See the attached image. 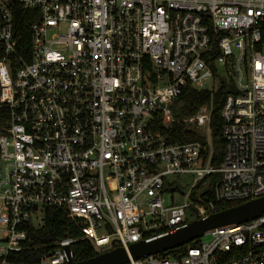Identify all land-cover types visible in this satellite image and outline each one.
<instances>
[{"label":"built area","instance_id":"built-area-1","mask_svg":"<svg viewBox=\"0 0 264 264\" xmlns=\"http://www.w3.org/2000/svg\"><path fill=\"white\" fill-rule=\"evenodd\" d=\"M221 83L216 166L208 105L182 121L202 140L172 143L154 127L180 123L185 88ZM261 197L264 0H0V264H18L22 228L40 229L45 208L65 209L101 255ZM205 236L128 264H264V216ZM76 243L37 264H67Z\"/></svg>","mask_w":264,"mask_h":264},{"label":"trees","instance_id":"trees-1","mask_svg":"<svg viewBox=\"0 0 264 264\" xmlns=\"http://www.w3.org/2000/svg\"><path fill=\"white\" fill-rule=\"evenodd\" d=\"M19 30L25 34L29 33V23L23 20ZM231 86L221 83L214 92L196 91L189 87L177 102L178 113L177 120L180 123L168 127L162 126V120H156L154 130L164 135L168 141L191 142L202 140L197 133L190 131L182 121L193 116L203 106L208 105L211 108V142L213 146V164L220 166L224 155V140L222 138V119L221 110L226 95L229 93ZM216 176L212 180H218ZM243 203H222L219 205V211H224ZM45 220L40 229H35L32 224L25 225L22 229L27 233V241L24 243L25 251L19 254H13L9 261L18 264H37L42 255L50 251L55 245L67 238L77 240L72 246L74 261L80 263L98 256L89 241L84 239L82 232L76 227L75 223L68 218V212L65 209L45 208ZM185 248V247H184Z\"/></svg>","mask_w":264,"mask_h":264},{"label":"water","instance_id":"water-1","mask_svg":"<svg viewBox=\"0 0 264 264\" xmlns=\"http://www.w3.org/2000/svg\"><path fill=\"white\" fill-rule=\"evenodd\" d=\"M179 192L182 193L181 188H179ZM262 216H264V197L193 221L172 233L154 236L148 240L134 243L128 249L117 246L110 252L80 263L74 261L70 247H66L64 250L68 257L67 264H128L130 259L140 260L157 255L165 258L171 251L189 245L213 230L243 225Z\"/></svg>","mask_w":264,"mask_h":264},{"label":"rangeland","instance_id":"rangeland-1","mask_svg":"<svg viewBox=\"0 0 264 264\" xmlns=\"http://www.w3.org/2000/svg\"><path fill=\"white\" fill-rule=\"evenodd\" d=\"M211 134H210V137H209V140L211 141L212 138H211ZM179 183L184 187L186 188L187 190L190 189L192 186H193V178L191 176H183V177H180L178 179ZM170 198H171V195H167L166 197V201L167 202H170ZM174 199L176 200L177 203H181L185 200V198H183V196L179 195V194H174ZM43 219H44V216L43 214L40 212L37 216H36V220H35V223L34 225L36 227H41L42 224H43ZM210 240V237L208 236H205L203 237L202 241L204 243H208Z\"/></svg>","mask_w":264,"mask_h":264}]
</instances>
